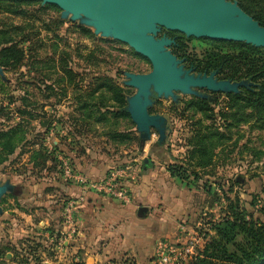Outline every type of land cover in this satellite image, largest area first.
Masks as SVG:
<instances>
[{"label": "rangeland", "instance_id": "obj_1", "mask_svg": "<svg viewBox=\"0 0 264 264\" xmlns=\"http://www.w3.org/2000/svg\"><path fill=\"white\" fill-rule=\"evenodd\" d=\"M12 1L17 0L0 1V32L9 33L22 58L15 64L0 55V131L19 125L17 137L23 139L13 141L11 154H6L0 141V185L13 186L0 199V264H83L63 243L71 242L68 233L77 228L76 216L86 198L93 194L122 203L112 193L89 185L106 182L130 197L132 187L141 180L144 158L152 161L146 171L155 174L152 184L157 182L160 190L153 207L149 204L157 217L147 234L152 231L158 237L152 243L144 237L140 251L108 254L97 264H192L212 238V227L230 216L233 207L264 221L260 211L264 206V127L249 120L238 126L235 121L225 129L228 123L224 127L217 112H229L227 95L232 93L197 89L201 97L153 96L150 114L166 118L162 143L154 129L148 140L140 139L130 117L95 123L97 115L87 117L79 108L89 84L107 77L127 99L135 89L124 85V72L147 74L149 61L126 44L95 35L78 21L61 19L53 5ZM181 42V55L188 60L184 69L202 61L209 50L201 39ZM5 46L0 45V51ZM63 66L77 76V86L62 81ZM194 73L205 72L194 67ZM99 96L98 102L110 106V93ZM206 108L215 118H208ZM198 132L213 134L208 141L213 150L204 153H212L207 166L199 165ZM190 240L195 246L186 252Z\"/></svg>", "mask_w": 264, "mask_h": 264}, {"label": "water", "instance_id": "obj_2", "mask_svg": "<svg viewBox=\"0 0 264 264\" xmlns=\"http://www.w3.org/2000/svg\"><path fill=\"white\" fill-rule=\"evenodd\" d=\"M39 1L57 7L61 19L78 21L95 35L126 44L149 61L151 71L147 74L124 72V85L135 89L126 99V111L142 140L150 138L152 129L158 133V143L165 138L166 118L148 112L153 96L172 100L176 99L175 93L201 97L197 89L237 94L240 88L252 85L217 80L215 72L195 75L192 68L184 69L183 60L169 50L174 40L165 35L158 37L162 29L186 38L244 43L264 49V28L229 0ZM148 167H152V161L144 158L142 168ZM12 190L7 182L0 185V199ZM147 211V207L140 206L137 216L143 218Z\"/></svg>", "mask_w": 264, "mask_h": 264}, {"label": "trees", "instance_id": "obj_3", "mask_svg": "<svg viewBox=\"0 0 264 264\" xmlns=\"http://www.w3.org/2000/svg\"><path fill=\"white\" fill-rule=\"evenodd\" d=\"M32 1L38 2V0H17L12 2ZM229 1L236 2L244 13L264 28V0ZM82 30L90 33V30L85 28H82ZM8 35V32H0V45H7L1 49L0 55L3 60L12 59L16 64L21 60L22 52L14 45V40L10 39ZM162 35L174 40V44L169 47V50L177 59H183L185 56H182L180 52L181 41H188L192 38L186 39L178 32H169L163 29L159 33V36ZM201 40L208 45L209 50L205 51L204 59L194 65L196 69L205 73L215 72L216 76L221 77L220 80H228L230 82L244 81L247 84H252L244 87L238 94L227 95L229 100H231V105L228 108L229 112L225 110V112L222 110L217 112V116L224 123L222 125L225 127L228 123L225 129H229L235 121L238 126L242 123H248L249 120H254L260 122L264 127V49L254 48L244 43L209 39ZM184 59L183 63H186L188 60L186 57ZM2 66H5L3 62ZM194 67L191 66L190 68L194 69ZM60 71L63 82L73 81L77 86V82H75L77 76L73 77L74 74L71 69L63 66ZM87 90L86 100L80 104L79 108L88 113L87 117H90L93 113L97 115L95 123L107 121L110 118H129L126 111L127 102L124 91L114 85L112 80L107 77L96 78L93 83L89 84ZM105 92L111 94L110 106H105L101 103V100H99L100 102L97 100V95H100L99 97L101 98ZM87 100L88 102H86ZM198 107L203 109L200 106ZM91 109L94 110L92 114L90 113ZM204 110V113L207 116L209 115L208 118H215L213 111L207 114L208 108ZM148 112L150 113L149 109ZM229 119L231 122H227ZM19 134H21L19 125L9 128L7 131H0L1 145L7 151V153L5 152L6 154L13 152V141L16 142L23 139V137H17ZM211 135L213 134L199 135V132L195 134V137L198 138L196 147L198 153L202 156L199 159L200 166L211 164L212 153L210 155L204 154L209 149L210 152L213 150L208 145V141L213 137ZM216 135L219 136L218 133ZM116 136L121 137L119 134H116ZM170 171L172 177H177V173L173 170ZM260 211L264 216V206ZM212 230L214 233L212 238L205 244L203 250L192 264H264V221L250 218L244 210L235 206L232 208L230 216L220 220L212 227Z\"/></svg>", "mask_w": 264, "mask_h": 264}, {"label": "crops", "instance_id": "obj_4", "mask_svg": "<svg viewBox=\"0 0 264 264\" xmlns=\"http://www.w3.org/2000/svg\"><path fill=\"white\" fill-rule=\"evenodd\" d=\"M153 175L155 174L151 169L139 173L138 179L141 180L137 186L132 187L128 203L119 204L93 194L87 197L86 204L76 216L77 228L71 229L73 233H68L71 242H64L63 248L71 254H77L83 264H97L105 261L108 254L140 251L144 247V237L149 238L145 241L152 243L158 234H153L152 231L147 234V231L151 229L150 225L152 227V222L157 216L156 211H150L149 204L153 207L159 186L157 182L152 184ZM145 180L147 182H144ZM140 206L148 208L143 218L137 216ZM153 225L156 229L159 226L157 222ZM62 230L66 232L67 227Z\"/></svg>", "mask_w": 264, "mask_h": 264}, {"label": "built area", "instance_id": "obj_5", "mask_svg": "<svg viewBox=\"0 0 264 264\" xmlns=\"http://www.w3.org/2000/svg\"><path fill=\"white\" fill-rule=\"evenodd\" d=\"M89 188L96 191H104L108 193H112V195L120 202L122 203H128L130 200L129 193L121 188L113 189L112 185L107 184L106 182L104 184L101 183H91L89 185ZM195 246L194 240H190L187 245L186 252H189L193 250Z\"/></svg>", "mask_w": 264, "mask_h": 264}, {"label": "flooded vegetation", "instance_id": "obj_6", "mask_svg": "<svg viewBox=\"0 0 264 264\" xmlns=\"http://www.w3.org/2000/svg\"><path fill=\"white\" fill-rule=\"evenodd\" d=\"M0 69H1V68H0ZM188 69H189V68H188ZM1 70H2V69H1ZM192 70H193V73H194V69H192ZM210 73H212V72H210ZM210 73H209V74H210ZM194 74L197 75L196 73H194ZM198 74H199V73H198ZM203 74H206V73H203ZM203 74H202V75H203ZM209 74H206V75H209ZM215 77H216V79H217V76H215ZM217 80H218V79H217ZM239 90H240V89H239ZM238 93H239V92H238ZM238 93H237V94H238Z\"/></svg>", "mask_w": 264, "mask_h": 264}]
</instances>
